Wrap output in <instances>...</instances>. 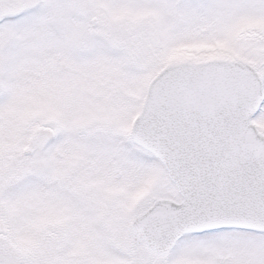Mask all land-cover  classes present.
Listing matches in <instances>:
<instances>
[{
    "label": "snow or ice",
    "instance_id": "snow-or-ice-1",
    "mask_svg": "<svg viewBox=\"0 0 264 264\" xmlns=\"http://www.w3.org/2000/svg\"><path fill=\"white\" fill-rule=\"evenodd\" d=\"M0 264H264V0H0Z\"/></svg>",
    "mask_w": 264,
    "mask_h": 264
}]
</instances>
